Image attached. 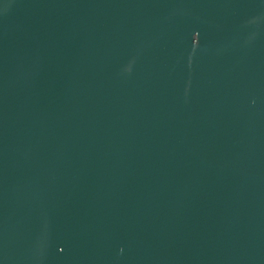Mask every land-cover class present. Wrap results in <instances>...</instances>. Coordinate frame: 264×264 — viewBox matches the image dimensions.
I'll use <instances>...</instances> for the list:
<instances>
[{"label":"water","instance_id":"95a60500","mask_svg":"<svg viewBox=\"0 0 264 264\" xmlns=\"http://www.w3.org/2000/svg\"><path fill=\"white\" fill-rule=\"evenodd\" d=\"M0 264H264V0H0Z\"/></svg>","mask_w":264,"mask_h":264}]
</instances>
